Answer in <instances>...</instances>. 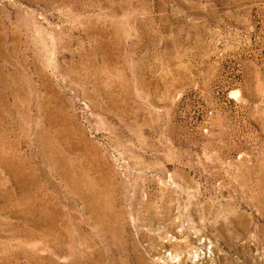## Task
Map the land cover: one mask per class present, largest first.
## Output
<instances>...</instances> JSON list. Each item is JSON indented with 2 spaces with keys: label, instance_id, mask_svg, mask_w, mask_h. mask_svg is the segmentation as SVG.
Segmentation results:
<instances>
[{
  "label": "rangeland",
  "instance_id": "1",
  "mask_svg": "<svg viewBox=\"0 0 264 264\" xmlns=\"http://www.w3.org/2000/svg\"><path fill=\"white\" fill-rule=\"evenodd\" d=\"M0 264H264V0H0Z\"/></svg>",
  "mask_w": 264,
  "mask_h": 264
}]
</instances>
